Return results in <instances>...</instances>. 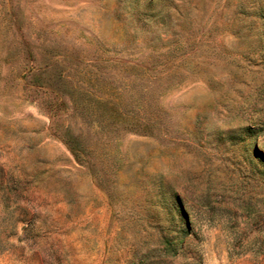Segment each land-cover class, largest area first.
I'll list each match as a JSON object with an SVG mask.
<instances>
[{
	"label": "rangeland",
	"instance_id": "1",
	"mask_svg": "<svg viewBox=\"0 0 264 264\" xmlns=\"http://www.w3.org/2000/svg\"><path fill=\"white\" fill-rule=\"evenodd\" d=\"M0 264H264V0H0Z\"/></svg>",
	"mask_w": 264,
	"mask_h": 264
}]
</instances>
